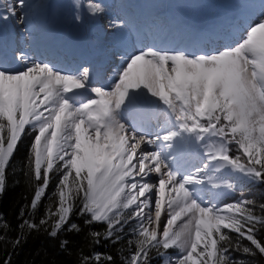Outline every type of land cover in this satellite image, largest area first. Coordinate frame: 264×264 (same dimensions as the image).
<instances>
[{"label": "snow or ice", "instance_id": "obj_1", "mask_svg": "<svg viewBox=\"0 0 264 264\" xmlns=\"http://www.w3.org/2000/svg\"><path fill=\"white\" fill-rule=\"evenodd\" d=\"M91 7L94 13L104 11L99 4ZM17 8L21 9L19 13ZM25 9L26 0H14L0 20L14 17L16 23L26 24ZM114 26L115 22L109 25ZM220 39L219 46L199 52L152 46L128 52L127 59L121 57L123 64L113 87H93L90 91L95 95L79 103L67 94L88 88L89 67L65 71L24 48L10 57L0 51V195L6 187V166L26 126H30L28 130L35 133L30 146L35 179L42 180L31 208H36L48 188L49 173L57 162H63L58 208L48 214L56 217L50 235L56 236L67 224L73 201L82 194L79 214L89 215L86 224L104 222L107 238L136 221L142 239L126 264H149L150 249L159 250L161 246L165 250L172 246L181 249L175 259L159 253L161 264H238L229 255L230 238L222 229L236 233L264 255V240L256 236V223L264 224V220L244 206L252 202L238 201L223 209L206 206L199 198L201 189L195 187L203 183L200 173L204 168H195L181 177L168 163L169 155L179 163L190 151L192 134L197 141L207 135L221 141L230 137L248 157L246 164L239 163V157H230L223 142L204 155L209 161L231 165L240 173L242 183L264 184V0H260L259 18L248 24L238 40L232 42L227 36ZM141 89L146 93H140ZM149 95L173 111L179 109L175 127L154 136L143 131L140 114L122 122L124 113L134 109L138 101L143 99L150 105ZM128 123L133 128L131 133ZM161 127L166 128L167 122ZM137 128L141 131H135ZM145 143L155 145L157 150L141 153L138 164L134 163L137 149ZM153 172L160 177L155 188L154 216L149 212L145 217L154 188L146 177ZM133 205L136 207L126 216L124 210ZM165 206L169 219L162 239H158ZM184 216H188L187 222L173 231L172 226ZM47 222L42 218L39 225ZM153 223L156 228L149 227ZM23 224L38 227L27 220ZM75 228V224L69 226V230ZM243 252L255 254L249 247ZM95 259L99 261L101 255L96 254Z\"/></svg>", "mask_w": 264, "mask_h": 264}, {"label": "trees", "instance_id": "obj_2", "mask_svg": "<svg viewBox=\"0 0 264 264\" xmlns=\"http://www.w3.org/2000/svg\"><path fill=\"white\" fill-rule=\"evenodd\" d=\"M34 135L26 128L6 166V187L0 195V264L6 261H10V264H126L137 248L134 237L123 231L107 238L104 222L86 224L89 215L79 214L82 194L73 201L74 209L67 224L58 230L56 236L50 235L56 217L48 214L58 208L60 175L56 170L49 173L48 188L36 208H31L34 193L42 186V180L35 179L34 157L30 152ZM242 194L246 201L252 202L246 204V207L253 215L264 220V209L261 208L264 205V184L248 185ZM42 218L48 222L39 225ZM25 220L38 227H28L23 224ZM72 224L77 225V228L69 230ZM256 229L257 238L264 240V224L257 222ZM93 232L99 235H91ZM222 232L230 238L229 255L232 259L242 264H264V255L254 250L250 242L234 232L225 229ZM244 247L253 249L255 254L244 253ZM163 252L161 247L159 250L150 249L149 264H160L159 253ZM96 254L101 255L99 261L95 259ZM109 256L111 260H108Z\"/></svg>", "mask_w": 264, "mask_h": 264}, {"label": "bare ground", "instance_id": "obj_3", "mask_svg": "<svg viewBox=\"0 0 264 264\" xmlns=\"http://www.w3.org/2000/svg\"><path fill=\"white\" fill-rule=\"evenodd\" d=\"M12 1L13 0H0V5L2 7L4 5H8V7H9L13 3ZM46 1H44L43 3H45ZM159 1L165 2V4L166 5L168 4V6L171 9H164L163 12H159V13H163L164 16L160 17V19H158L157 23L155 20H153L150 17V14L148 13V10H147L148 7L152 6V8H154L155 5L158 4L157 2H155V0H144V1L141 0L140 4L136 0L125 1V4H121V12H122L121 15L123 16L122 18L120 17V14H117L118 11L116 10L115 0H108L106 3L104 2L102 4V6L100 3V6L104 9V11L101 13H94L92 11L91 6L95 5V3L99 4L98 1H96L94 3H92V2L89 3V12H90L91 16H93L92 20L98 21L99 32L101 33L99 36V34L97 32H95L93 34V36H90V37L95 38V37L99 36L98 41L100 42V47H105V49H104L105 52H103L101 54L102 61L105 62V66L101 68V70L99 71L100 74L98 76V79H100V82L104 86L105 85L108 87L113 86V82H114V79L116 78L117 71L119 70V68L123 64V60L121 59V57L123 56L124 59H127V56L125 55V53H123L124 50L128 49V51H129L131 48V46L128 44V39L126 38L127 34H129V36L131 35V32H128L129 30H127V29L134 28V30H135L136 26H135L134 22L136 20L138 21V23L143 22V24L146 23L145 25H149V26H153V24H156L155 27H158V28L153 30V32H154L155 38H157L156 39L157 42L154 41V44H156V48H160L163 45L164 50L166 49L169 51L178 50L182 46L181 41L183 39H186L187 36L190 35L188 28L180 26V21L182 20L181 17H185L188 20V23H190L192 26H194L193 23L196 25H199V26L205 25V27L207 25H209L210 28H213V26L216 25V27L221 31V33L219 35H215V37L213 36L214 38L212 40L209 39L208 45L204 44L205 43L204 41H198L197 42L196 48L203 47V49L207 50V49L215 48V47L219 46L222 43V40L220 39V37H222V36L230 37L232 42H235V40H238L244 34L248 24L254 22L256 19L259 18V13H260V0H254V1L253 0H185V2L182 0H159ZM48 2L50 4V2H52V1H48ZM116 2L119 3L120 1L116 0ZM61 3H60V5H61ZM126 4H129V5L127 6ZM28 5H29V3H28ZM65 6L66 5H64V8L66 9ZM49 8H50V6H49ZM164 8H165V6H164ZM51 10L52 9H50V11ZM66 11H68V10H66ZM156 11H159V9L153 10L150 12L155 13ZM37 12H38V10H37ZM76 12L77 11H74V14L71 16L70 22L68 23L70 26L72 24V21H74L73 28H75V29L77 26V23L75 20L76 19V17H75ZM42 13H44V11ZM233 13H240V14L237 17L236 23L234 24V26L228 27V23L230 21H232L231 16ZM35 14L36 13H34V15ZM38 14H39V12H38ZM79 15L80 14L77 13V18ZM99 15H102V17H100ZM35 16H37V14ZM33 18H34V16H33ZM33 18H31V19H33ZM10 20H11V18H10ZM58 20H60V19H58ZM107 20H109V22H107ZM147 21H148V23H147ZM30 22H32V21L30 20ZM45 22H47V20ZM113 22H115V25L117 27H119V31L122 32V34H121V37H123V39H121V41H123V42H121L122 44L116 43V45L118 44L117 46L120 45L119 48H115L114 44L110 40V39H112L110 37L111 34H109V32H108V31L113 30L112 28L111 29L108 28V25L112 24ZM27 23H28V21L26 22V24ZM38 23L39 22H37L36 25H38ZM107 23H108V25H107ZM46 24H48V23H46ZM10 25H11V23H10ZM176 27H178V28L176 29ZM58 28L59 27H57V30H58ZM73 28H72V30H73ZM54 29H56V28H54ZM115 29L117 30V28H115ZM174 29H176V30L174 31ZM61 30H62V28H61ZM61 30H60V32H62ZM64 30H66V29H64ZM160 30H162V31L160 32ZM28 31H29V29L25 30V32H28ZM37 32H38V30H37ZM162 32H163V37H162ZM85 33H86V31H85ZM23 35H24L23 31L18 30V28L15 30L13 29L12 33L10 34V37L5 42L6 51H7V54L9 56H11V54L14 52V50L16 51L17 49H20V48H24L27 50H29L30 48L38 49L39 55L41 57L43 55L44 56H52L51 54H49L46 51H43V52L40 51L41 45L45 42L44 39L39 38V37L29 39V38H24ZM130 39L131 38H129V40ZM165 41H167V43H166L167 45H164ZM118 42H119V40H118ZM203 44L205 46H203ZM11 50H13V51H11ZM69 52H71V51H69ZM115 52H117V53H115ZM64 59H66L67 61L69 60L68 64L62 65V66H60V64H58L57 66L63 70H65V68H68V67H71L70 69H72L73 67L69 65L70 60H71L70 55H69V57L67 55H65ZM88 92H85L84 95L85 94L87 95ZM144 92L146 93V90H144ZM149 97H150V95H149ZM153 99L149 98V100L155 101ZM141 102H143V100H141ZM150 106H151L150 111L147 109L144 110V107L142 106L140 108V110H138V109L136 111L130 110L127 113H124V114H127V116H124V120H122V122L132 121L134 117H136L138 114H140L143 118V131L146 132L147 129L155 128V126H156L155 124L157 122H159V119L164 118V116H166V115H165V113H161V112L158 113V111L156 114L151 113L152 112L151 109L153 108L154 105L150 104ZM167 118L168 117H166V119ZM130 124L131 123H128L127 126L129 128V132L131 133L133 131V128L130 127ZM162 130H164V128L162 129V127H159L156 132L158 133V132H161ZM135 131L139 132V131H141V128H137ZM156 132H154V133H156ZM153 147H155V145H150V144H146V143L142 144L141 147L137 149V155L134 157L133 162L138 164V159H139L140 154L154 151ZM184 159L186 160L185 157H184ZM182 161L183 160H180V162H182ZM200 161L202 163V165L200 167L204 168V170L201 172V173H203V175H202L203 181L205 179H209L212 176H215V174L217 172L215 169L212 168L211 164H206L205 161L202 162L201 158H197L196 163H198ZM145 163L150 164L149 161H145ZM183 163L185 165L182 164L181 168H179V170L182 171L183 174L186 172V170L188 168L190 169L189 171H191V169L192 170L195 169L196 165L194 166V164H195L194 159H193V162L189 161L187 159L186 162L183 161ZM146 171H147V169H146ZM157 178H160L159 174L153 172V173L148 174V176L146 177V180H147V182L151 183L153 180H155ZM140 179H141V177H137V180H140ZM201 186H203V184ZM156 187H158V185ZM156 187L154 185L153 193L149 194V195L153 196L154 202H155V188ZM205 190H207V189H203L204 192H205ZM218 196H219L218 192H211L210 194L203 195L202 201H203L204 205H209L210 201H213V202L217 201ZM208 197H210L211 199L208 200ZM205 198H207V199H205ZM153 201L151 203H153ZM151 210L153 211L154 209H151ZM167 210H165V211H167ZM145 211H146L145 212V217H146L147 214L149 213V208H146ZM153 216H154V211H153ZM153 226H155V228H156L155 223H153Z\"/></svg>", "mask_w": 264, "mask_h": 264}, {"label": "rangeland", "instance_id": "obj_4", "mask_svg": "<svg viewBox=\"0 0 264 264\" xmlns=\"http://www.w3.org/2000/svg\"><path fill=\"white\" fill-rule=\"evenodd\" d=\"M31 1V2H30ZM26 0V9H25V11H26V13H27V15H26V22L28 21V23L27 24H19V23H16L15 22V18L13 17V18H11V20L10 19H8L7 21H9V23H11L13 26L12 27H14L15 29H17L18 28V30H20V31H23V37L24 38H37V37H40L41 35H46L47 34V32H49V31H54V30H57V27H59L58 28V30H59V32H60V30H61V28H62V32H60L62 35H63V33L64 34H66L67 33V28L66 27H68V23L69 22H67L66 21V19H65V16L63 17V16H61L60 17V20H58L57 18V16L59 15V13H61L62 11L59 9V8H57L56 6H58V5H60V3L63 1V2H65V3H61V6L63 5V7H64V5H67L68 3L70 4L71 2V0L69 1V0H57V1H55V0ZM33 1V2H32ZM44 1H46L45 3H43ZM48 1H52V2H50V4H49V2ZM56 3H55V2ZM182 1H184L185 2V0H182ZM12 2H14V0L12 1ZM68 2V3H67ZM94 2H96V1H93L92 3H94ZM28 3H29V5H28ZM31 3V4H30ZM13 4V3H12ZM43 4V5H42ZM50 6V8H49V6ZM95 4H97V3H95ZM102 4V3H101ZM108 4V3H107ZM28 5V6H27ZM99 5H100V3H99ZM150 5V4H149ZM156 5H158V4H156ZM155 5V6H156ZM33 8H32V7ZM45 6V7H44ZM102 6V5H101ZM151 6V5H150ZM167 6H168V4H167ZM36 7V8H35ZM43 7V8H42ZM66 7V9H65V14H67L68 13V11H66L67 10V6H65ZM152 7V6H151ZM3 8L4 9H6V8H8V5H4L3 6ZM35 8V9H34ZM45 9V10H44ZM50 9H52L51 11H50ZM37 10H38V12H39V14H38V12H37ZM49 10V11H48ZM21 11V9L20 8H17V12L19 13ZM41 11V12H40ZM44 11V13H42ZM51 12V13H50ZM4 13V11H1L0 10V14L2 15ZM34 13H36L37 14V16H35L34 15ZM41 13V14H40ZM63 13V12H62ZM45 14V15H44ZM39 15V16H38ZM42 15V16H41ZM33 16H34V18H33ZM56 16V17H55ZM100 17H102V15H99ZM76 17V16H75ZM120 17L122 18L123 16L120 14ZM31 18H33V19H31ZM42 18V19H41ZM28 19V20H27ZM33 22H30V20ZM37 20V21H36ZM40 20V21H39ZM47 20V22H45V21ZM12 21V22H11ZM57 23H56V22ZM65 21V22H64ZM4 22V21H3ZM37 22H39L38 23V25H36V23ZM43 22V23H42ZM61 22V23H60ZM107 22H109V20H107ZM32 23V24H31ZM46 23H48V24H46ZM56 23V24H55ZM111 23V22H110ZM42 24V25H41ZM44 24V25H43ZM29 25V26H28ZM35 25V26H34ZM51 25V26H50ZM107 25H108V23H107ZM33 26V27H32ZM63 26V27H62ZM17 27V28H16ZM51 27V28H50ZM61 27V28H60ZM29 29V31L28 32H25V30H27V29ZM54 28H56V29H54ZM84 28V29H83ZM83 28H81V29H83V30H85V27H83ZM108 28L109 29H113L112 31H108L109 32V34H111L110 35V37L112 38V39H110L111 40V42L114 44V46H115V48H119V46H117L118 44H122L121 42H123V41H121V39H123V37H121V34H122V32H120L119 31V27H109V25H108ZM115 28H117V30L115 29ZM64 29H66V30H64ZM77 29H79V27H77ZM130 30H131V28H129ZM2 30L5 32V30L2 28ZM37 30H38V32H37ZM128 30V29H127ZM130 30L128 31V32H130ZM44 32V33H43ZM61 35V36H62ZM132 35H130L129 36V34H127V36H126V38L128 39V44L130 45V43H129V41L131 40H129V38L131 37ZM120 38V39H119ZM118 40H119V42H118ZM116 43H118L117 45H116ZM113 46V47H114ZM131 46V45H130ZM128 50V49H127ZM29 51L30 52H32L30 49H29ZM115 53H117V52H115ZM123 53H125V50L123 51ZM116 79V78H115ZM114 79V80H115ZM93 86L94 85H91L90 87H89V85H88V88H86V89H81V90H83V91H89V93L92 95V96H94L95 94L94 93H92L91 91H90V89L91 88H93ZM94 87H96V86H94ZM108 86H104V87H101L103 90H109V89H111L113 86H110V87H108ZM81 90H79V91H81ZM143 90V91H142ZM140 91V93H143L144 92V89H141V90H139ZM145 93V92H144ZM148 99L149 98H151V99H153V100H155L156 102H158V99H157V97H147ZM157 99V100H156ZM143 100V99H142ZM143 102H144V100H143ZM176 113H175V116H177V114H178V112H179V110L177 109L176 111H175ZM124 116H127V114H124ZM189 123H191V122H189ZM201 123H204V124H207V121L206 120H202L201 121ZM221 123H224V121L222 120L221 121ZM26 128H30V126H26ZM159 127H156V129H158ZM0 135H2V134H0ZM211 136V135H210ZM224 143L225 144V147H226V149L228 150V152H229V155H230V157H232V158H236V157H239V163H241V164H246L247 163V161H248V157L247 156H245L244 155V153H243V151L242 150H239V146L235 143V141H231V138L230 137H226V138H224V141H221L220 140V138L219 137H216L215 138V140H208V139H204L203 140V142H202V144L203 145H205V147L207 148V149H211V150H216V149H218L219 147H220V145H221V143ZM154 149L153 150H157V148H156V146L155 147H153ZM183 161H184V159H182ZM185 162H186V160H185ZM203 162V161H202ZM218 162H221V163H219V164H217V165H215V169H216V174L215 175H217L215 178H211V179H209L208 180V182H207V185H206V183H205V181L206 180H204L203 181V186H201L202 184H199V185H195V187L197 188V189H201V191H200V194L203 196V195H206V194H210L211 192H218L219 193V196L217 197V201H215V202H213V201H211L210 203H209V205H206V206H213V207H220L221 209H223V208H225L227 205H230V204H234V203H237L238 201H245L244 200V198H243V195L242 194H240L239 192H240V188L242 187L243 189H244V187H245V185H247L248 183H242L241 182V177L239 176L240 175V173L238 172V171H236V170H234L233 168H232V166L231 165H228L226 162H222V161H218ZM62 164H63V162L62 161H60V162H57V164L54 166V168H53V171L54 170H56V173H59V175H60V179L62 178V174H63V168H62ZM199 165V166H198ZM198 168H201L200 166L202 165V163H201V161L200 162H198ZM195 168H196V166H195ZM212 168H214V166H212ZM59 169V170H58ZM221 170V171H220ZM219 173V174H218ZM185 174V173H184ZM202 175H203V173H200V176L202 177ZM182 177V176H181ZM231 179V180H230ZM158 180H159V178H157V179H155V180H153L151 183L153 184V185H155V187L158 185ZM233 180V181H232ZM228 183H229V185H233V187H231L232 188V191H228V193L225 195V194H221L220 192H219V187H220V185L221 184H224V185H226V187L228 188ZM218 185V187H213V185ZM256 184V183H255ZM202 188H201V187ZM205 186V187H204ZM189 187H192V186H189ZM204 187V188H203ZM203 189H207V190H205V192L203 191ZM221 190V189H220ZM205 199H207V198H205ZM154 204H155V202L153 201V203H151V205H150V207H149V212H151L152 214H153V211L151 210V209H154ZM245 207H246V205H244ZM136 206L135 205H133L132 206V208H130V209H127V210H124V214L127 216L129 213H131L132 212V210L135 208ZM165 210H167V207L165 206ZM164 210V212L162 213V216H161V220H160V222H159V224H160V226H159V229H158V239H162V230H163V227L164 226H166L167 225V220L169 219V216H168V210L167 211H165ZM146 212V211H145ZM242 217V215L241 214H238V218H241ZM187 220H188V216H184V217H182V219H180V220H178L176 223H175V225H173L172 226V230L173 231H175V230H178L179 228H180V226L181 225H183L184 223H186L187 222ZM145 223H146V220H145ZM135 225H136V221H130L129 222V224L124 228V230L123 231H125V234H130L131 236H133L134 238H133V240L135 241V243L137 244V247H138V241L139 240H141L142 239V237H140L139 236V229L138 228H136L135 227ZM150 228H155V226H153V224L152 225H150L149 226ZM225 230H228V229H225ZM228 231H230V230H228ZM161 248H162V246H161ZM152 249V248H151ZM163 249V248H162ZM165 252H163V253H166L167 254V256H170V257H172L173 259H175V257H177V256H179V255H181V249H179V248H177V247H175V246H172V247H170L169 249H167V250H165V249H163ZM159 259H160V264H161V256H159ZM238 264H242L241 262H238Z\"/></svg>", "mask_w": 264, "mask_h": 264}]
</instances>
